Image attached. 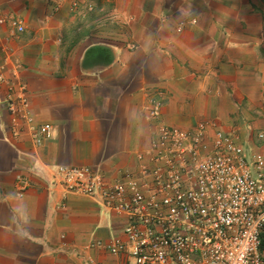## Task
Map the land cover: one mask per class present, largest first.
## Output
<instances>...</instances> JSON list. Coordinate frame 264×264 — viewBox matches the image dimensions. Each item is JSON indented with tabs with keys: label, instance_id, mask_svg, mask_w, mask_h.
I'll return each mask as SVG.
<instances>
[{
	"label": "crops",
	"instance_id": "obj_1",
	"mask_svg": "<svg viewBox=\"0 0 264 264\" xmlns=\"http://www.w3.org/2000/svg\"><path fill=\"white\" fill-rule=\"evenodd\" d=\"M22 94L55 130L43 146L12 124ZM205 122L264 158V0H0V264H128L109 250L126 217L67 192L59 169L126 181L161 126Z\"/></svg>",
	"mask_w": 264,
	"mask_h": 264
},
{
	"label": "built area",
	"instance_id": "obj_2",
	"mask_svg": "<svg viewBox=\"0 0 264 264\" xmlns=\"http://www.w3.org/2000/svg\"><path fill=\"white\" fill-rule=\"evenodd\" d=\"M10 25L14 33L24 30L16 19ZM8 111L13 125L27 123L37 146L54 138L51 124H34L24 94L9 102ZM160 111L161 103L154 101L151 116L158 117ZM209 123L192 132L161 126L159 139L147 154L137 155V170L124 175L126 181L107 183L88 167L59 169L67 192L126 217L125 239L113 240L112 254H126L128 264H263L264 158L253 162L255 168L247 165L243 148L215 131L225 139L218 138L216 144L227 158L218 154L219 161L215 157L207 164L198 157L190 163L195 140L210 136ZM187 177L197 182L199 191H180ZM17 181L22 196L29 181L21 176Z\"/></svg>",
	"mask_w": 264,
	"mask_h": 264
},
{
	"label": "rangeland",
	"instance_id": "obj_3",
	"mask_svg": "<svg viewBox=\"0 0 264 264\" xmlns=\"http://www.w3.org/2000/svg\"><path fill=\"white\" fill-rule=\"evenodd\" d=\"M209 125L212 128V129L209 128L207 130L208 132H210L209 133L210 136L208 138L205 135V139H203L201 137V138L195 140V144H193V146H192V148L194 149V151L189 154L190 163H192V162L197 163L199 161L198 160V157L201 160H204V163H207V164H209L211 162H214L215 161V157L217 158V161H219V159H218V156L219 155L218 154H220L221 157H223V159L227 158V157L224 156L225 155L224 149L221 150V148L219 147V145L216 144V142L218 141V138H220L221 141H223V142L225 141V139H223L222 137H218V136L216 137L215 136V134H214L215 131H220V130H218V128L215 125V123H209ZM194 130H190V131L188 130L186 132H192ZM220 132H221V134H222V136L224 138L234 139L235 140V143H237V145L241 146V143H240V139L239 138H235V137H232V136L226 134L228 132H224V131H220ZM198 140H199V142L197 143ZM258 142H260L261 144L264 142V135L263 134L259 135ZM147 153H145V154H147ZM245 154L246 153L244 152L242 154V156H241L242 161H245L247 163V165L248 164H252L251 157H249V155H247V154L245 155ZM249 160L251 161V163H250ZM256 160H257V156L255 157L254 165H257L256 164ZM253 173L255 174V176H257V172L256 171H254ZM261 173H262V171H259L258 174H261ZM210 178H212V177H210ZM205 179H207V177H205ZM123 238L125 239V236Z\"/></svg>",
	"mask_w": 264,
	"mask_h": 264
},
{
	"label": "flooded vegetation",
	"instance_id": "obj_4",
	"mask_svg": "<svg viewBox=\"0 0 264 264\" xmlns=\"http://www.w3.org/2000/svg\"><path fill=\"white\" fill-rule=\"evenodd\" d=\"M194 176H196V175H194ZM184 186H185V188L180 190L184 194H188L190 190H193L195 192L199 191V186H198L197 182L191 181L189 177L183 179V187ZM201 190H204V189H201Z\"/></svg>",
	"mask_w": 264,
	"mask_h": 264
}]
</instances>
